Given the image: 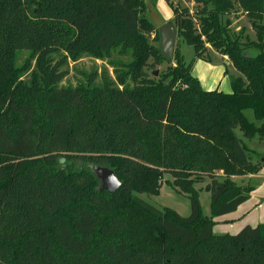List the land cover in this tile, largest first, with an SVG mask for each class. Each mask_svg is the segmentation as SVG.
I'll list each match as a JSON object with an SVG mask.
<instances>
[{
  "label": "trees",
  "instance_id": "obj_1",
  "mask_svg": "<svg viewBox=\"0 0 264 264\" xmlns=\"http://www.w3.org/2000/svg\"><path fill=\"white\" fill-rule=\"evenodd\" d=\"M164 1L194 59L207 44L238 73L230 93L204 90L177 51L153 76L170 62L144 0H0V264H264V225L213 234V219L253 191L234 179L264 164L244 142H264V0H194L198 24ZM235 7L254 40L221 22ZM20 50L35 57L29 84L14 66ZM57 52L109 60L119 87H58ZM97 166L120 182L113 195L99 192ZM164 176L188 197V217L135 195L157 196ZM206 180L209 216L195 189Z\"/></svg>",
  "mask_w": 264,
  "mask_h": 264
},
{
  "label": "rangeland",
  "instance_id": "obj_2",
  "mask_svg": "<svg viewBox=\"0 0 264 264\" xmlns=\"http://www.w3.org/2000/svg\"><path fill=\"white\" fill-rule=\"evenodd\" d=\"M171 3L179 9H186L188 11V16L195 24H198L196 16L201 6H198L194 0H171ZM144 4V16L150 23L153 24L156 30L161 28L164 24H173V14L164 0H144ZM221 22L223 24H227L229 34L231 36H240L242 37V41H245L246 39L254 40L255 35L252 31L251 25L244 13H242L238 7H235V9L229 14L224 15L221 18ZM153 37L154 35L150 38L152 39ZM175 51L178 52L185 64L192 63L191 73L199 79L204 90L210 91L218 89L223 93L231 92L229 76L232 75L236 77L238 76V73L232 68L226 57H222L217 53V51L213 50L206 44L205 52L203 53L201 59H194L193 49L178 38L176 39ZM247 53L250 56L256 55V51L253 49L247 51ZM51 57L54 63L60 61L64 63L61 65V70L64 72V78L57 84L58 87L73 88L79 85L83 86L87 84L89 78H92L91 86L93 87H101L103 78H106L115 87H119V85L115 82V76L109 60L101 61L84 55L79 60L72 62L69 59L63 60L64 54L61 52L54 53ZM111 60L112 62H117L118 60L120 61L117 56L112 57ZM34 65L35 57H32L28 51L20 50L15 53L14 66L21 71L25 70V68L28 69L26 72L23 71L20 73L21 77L19 81L24 84H29V82H31V73L34 71ZM168 66H175L174 60L170 62V64L162 63L160 65H156L153 68V71H157L159 75V73L165 71ZM158 75L156 77H158ZM126 85L127 87H132L130 81H127ZM245 116L250 121H254L251 111H246ZM235 134L242 138L241 133L238 130L235 131ZM244 142L249 149L253 151L252 156L254 161H256V157L258 156H256L255 153L258 154L257 149H259L261 142H258L257 139L250 141L244 140ZM81 167L82 166L78 162H74L75 170H78ZM85 168H87V166H85ZM88 168L90 167L88 166ZM166 181L171 182L172 180L169 176L163 177L160 193L157 196L148 194L135 195L145 203L158 210L168 208L175 211L183 218L188 217L190 215V201L188 197L176 192L172 187L166 185ZM234 181L237 185H246V181L241 178L234 179ZM208 182L209 181L206 180L203 184L195 185V189L199 190L198 201L203 216L210 215V195L204 190V187ZM217 222L220 223L221 221H218L216 218L213 219V227L215 228V231L224 228V224H218ZM261 225H264V223H260L256 226Z\"/></svg>",
  "mask_w": 264,
  "mask_h": 264
},
{
  "label": "crops",
  "instance_id": "obj_3",
  "mask_svg": "<svg viewBox=\"0 0 264 264\" xmlns=\"http://www.w3.org/2000/svg\"><path fill=\"white\" fill-rule=\"evenodd\" d=\"M257 152L259 155H264V142H261ZM242 180L253 186V191L250 193L249 199L239 205L233 213L216 218L221 221L217 222L218 224H224V228L215 231L213 227L215 235H234L245 226L256 227V225L264 223V164L257 174L248 175Z\"/></svg>",
  "mask_w": 264,
  "mask_h": 264
},
{
  "label": "water",
  "instance_id": "obj_4",
  "mask_svg": "<svg viewBox=\"0 0 264 264\" xmlns=\"http://www.w3.org/2000/svg\"><path fill=\"white\" fill-rule=\"evenodd\" d=\"M158 38V47L162 57L165 61L172 62L177 39V30L174 25L167 23L159 28ZM157 75L158 72L154 71L153 76L156 77ZM261 162H264V159H261ZM93 173L100 184L99 192L106 191L109 195H113L118 190L120 182L112 170L106 167L97 166L93 169ZM113 176L115 177V181L110 184L109 178ZM116 182H119V186H116Z\"/></svg>",
  "mask_w": 264,
  "mask_h": 264
},
{
  "label": "clouds",
  "instance_id": "obj_5",
  "mask_svg": "<svg viewBox=\"0 0 264 264\" xmlns=\"http://www.w3.org/2000/svg\"><path fill=\"white\" fill-rule=\"evenodd\" d=\"M114 181H115V177L114 176L109 178L110 184H112ZM116 186H119V182H116Z\"/></svg>",
  "mask_w": 264,
  "mask_h": 264
}]
</instances>
